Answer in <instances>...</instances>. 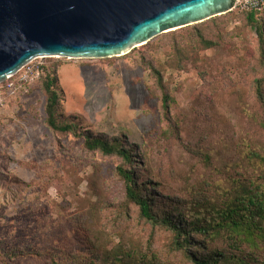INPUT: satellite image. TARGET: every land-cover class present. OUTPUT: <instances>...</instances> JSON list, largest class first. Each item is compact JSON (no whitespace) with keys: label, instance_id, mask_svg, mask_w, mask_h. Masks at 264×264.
<instances>
[{"label":"rangeland","instance_id":"obj_1","mask_svg":"<svg viewBox=\"0 0 264 264\" xmlns=\"http://www.w3.org/2000/svg\"><path fill=\"white\" fill-rule=\"evenodd\" d=\"M245 12L236 0L232 12L163 34L124 57L37 62L41 75L58 78L63 119L75 122L79 132L121 138L142 159L139 169L148 180L164 177L183 199L188 176L217 178L197 155L209 145L264 154V107L254 90L256 78H264L262 50ZM196 30L217 45L203 49ZM43 77L0 107V264H99V240L109 234L110 248L123 242L116 223L128 208L115 172L124 163L89 152L84 139L48 127ZM176 123L171 136L166 131H176ZM200 135L211 143L201 144ZM240 158L248 175L246 152ZM145 227L125 240L163 252L166 261L169 237Z\"/></svg>","mask_w":264,"mask_h":264},{"label":"trees","instance_id":"obj_2","mask_svg":"<svg viewBox=\"0 0 264 264\" xmlns=\"http://www.w3.org/2000/svg\"><path fill=\"white\" fill-rule=\"evenodd\" d=\"M244 14L247 24L258 32L262 50L261 63L264 67V12L259 14L246 11ZM198 30L197 37L203 49L208 50L217 45ZM43 76L42 74L41 78ZM57 80V76L51 73L42 79L47 94L45 111L48 127L54 132L73 134L84 139L85 148L89 152H98L110 158L117 157L124 163L115 172L124 187L123 201L128 208L121 224L116 223L121 226L120 236L123 242L110 248L109 234L108 238L99 240V250L103 253L99 264H264L263 153L248 148L225 149L215 144L209 145L206 151L202 147L203 151L197 155L201 156L205 167L210 171L215 170L217 178L212 179V175L208 173L188 176L185 187L187 193L181 199L183 194H177L179 190L173 189L171 182L164 177L154 183L151 179L148 180L150 176L146 177V173L139 169L142 159L121 138L111 140L90 132H79L75 122L63 119L58 112L59 94L55 88ZM254 90L258 102L264 107V78H256ZM164 102L168 110L170 96L167 94ZM171 119L169 116L166 118L169 125H172ZM208 122L209 120L206 121ZM178 123L175 124L176 131L170 128L166 132H170L171 136L174 132L177 134ZM262 127L264 129V123ZM197 139L201 144L203 140L207 145L211 143V138L206 136L200 135ZM245 141L246 138L242 143ZM242 152H246L250 161L251 171L248 175H245L247 169L241 163ZM141 177L144 178L142 181ZM133 209L138 217L136 222L131 214ZM107 225L108 223L102 226L106 229ZM145 226H149L151 232L163 231L169 237V250L166 252V257L169 258L166 261L161 260L163 252L149 246L145 251L141 241L127 243L125 240L128 233L142 231ZM101 234V231L97 232V239ZM90 242L91 245L95 244L93 240ZM167 260L173 262L169 263Z\"/></svg>","mask_w":264,"mask_h":264},{"label":"water","instance_id":"obj_3","mask_svg":"<svg viewBox=\"0 0 264 264\" xmlns=\"http://www.w3.org/2000/svg\"><path fill=\"white\" fill-rule=\"evenodd\" d=\"M236 0H0V84L41 58L124 57Z\"/></svg>","mask_w":264,"mask_h":264},{"label":"built area","instance_id":"obj_4","mask_svg":"<svg viewBox=\"0 0 264 264\" xmlns=\"http://www.w3.org/2000/svg\"><path fill=\"white\" fill-rule=\"evenodd\" d=\"M242 11H252L262 14L264 12V0H237ZM37 60L28 64L16 75L9 77L0 84V107L4 105L7 96L16 94V90L25 88L28 84L40 79L42 71L41 64ZM18 87V88H17Z\"/></svg>","mask_w":264,"mask_h":264}]
</instances>
